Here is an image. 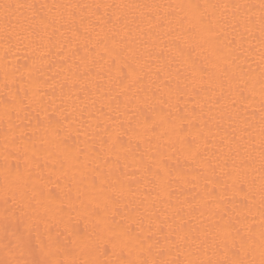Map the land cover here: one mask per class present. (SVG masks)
<instances>
[{
  "label": "snow or ice",
  "instance_id": "6c2138e0",
  "mask_svg": "<svg viewBox=\"0 0 264 264\" xmlns=\"http://www.w3.org/2000/svg\"><path fill=\"white\" fill-rule=\"evenodd\" d=\"M0 51V264H264V0H5Z\"/></svg>",
  "mask_w": 264,
  "mask_h": 264
},
{
  "label": "bare ground",
  "instance_id": "6f19581e",
  "mask_svg": "<svg viewBox=\"0 0 264 264\" xmlns=\"http://www.w3.org/2000/svg\"><path fill=\"white\" fill-rule=\"evenodd\" d=\"M5 2V0H0V3ZM8 2H12V3H17V2H23V0H8ZM34 2L39 3L40 0H34ZM74 2H81V3H87V2H91V0H74ZM108 2H121V0H108ZM124 2H128V0H124ZM136 2H144V0H136ZM164 2H177V0H164ZM199 2L203 3L204 0H199ZM214 2V0H213ZM225 2H234V0H225ZM145 39H147V37H145ZM247 46V45H245ZM76 56L74 57V60L76 62H78L79 57L84 56L87 54L86 50L81 47L79 49H76ZM3 53L2 51H0V56H2ZM32 55V53L30 52H25V51H21L18 56L13 60V63L17 64V66H22L25 64H31L32 61L31 59H29V57ZM246 66V65H245ZM67 68V65L64 62L63 56L61 55H57L55 54V52L48 57V59L44 62L43 67L41 69L40 75L42 76L43 79L48 80L49 83L52 82V78H57L59 75V69L60 68ZM253 67H255V65H253ZM47 91H51V89H46ZM57 95H59V91L57 90ZM123 97H120V101L123 102ZM188 100V108H193L195 106L194 104V100L193 98L189 97L186 98ZM57 104H59V101L57 100ZM100 104L99 102L96 105V109H99ZM183 107V105H182ZM237 107L239 109H241V112L243 114V105L241 104H237ZM254 108H249L248 111L251 112L253 111ZM49 111L51 112L52 109L50 108ZM95 111V109L93 110ZM19 123V122H17ZM25 123H27V121H25ZM33 124H35V120L32 121ZM224 127H227V125H224ZM7 128V124L3 121H0V183H2V171H3V165H4V158L6 155H8V152H6L5 150V146H4V133L5 130ZM38 137H37V141H38ZM82 139V137H77L75 130H71V135L68 136L67 138V143L69 145L75 144L78 142V140ZM216 148L212 147L211 145L209 146V148L207 149V151L209 153H214L216 152ZM9 152L12 151V147L9 146ZM9 163L15 167L17 165H19L20 169L23 170L24 166H25V161H24V157L22 153H16L15 155H11L9 156ZM131 163V162H130ZM186 161H184V159L181 157L179 160H177L176 158H173V160L169 161L170 166H172L173 168H177L179 167L180 169H184L186 167ZM40 164L42 166L41 170L43 171V174L45 177H47L48 175V169L47 168H43V164L44 161L43 159L40 160ZM231 164V161H229V165ZM49 168H51V165H49ZM121 170L122 171H127L129 173V175H131L132 173H134L136 171V169L134 167H128L127 169L123 168V162H121ZM227 170V169H226ZM216 172L218 175L221 174V171L219 168L216 169ZM58 175V174H57ZM225 179H227V177H225ZM57 180V176L54 175L52 177V182L49 183L45 180V191L46 192H50L53 195H57L61 192V190L66 191L67 189L65 188V181L63 178H61L59 180V183L56 182ZM229 183H231V181H229ZM209 187L211 188V185H209ZM199 189H192L191 185L188 186H181L179 184H175L172 186V191H173V199H172V203L176 204L177 201H183L185 200V197H191L192 195H194V193L196 191H198ZM229 196H232L233 193L231 191L228 192ZM243 196V193L237 194L235 195V199L237 201H239ZM160 211H164V206L161 205L160 206ZM85 227L84 223H80L78 225V229L79 230H83Z\"/></svg>",
  "mask_w": 264,
  "mask_h": 264
}]
</instances>
